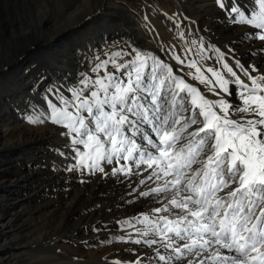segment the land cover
Listing matches in <instances>:
<instances>
[{"label":"bare ground","instance_id":"6f19581e","mask_svg":"<svg viewBox=\"0 0 264 264\" xmlns=\"http://www.w3.org/2000/svg\"><path fill=\"white\" fill-rule=\"evenodd\" d=\"M46 1H49L54 8L51 14L47 13L48 15L45 13L47 11ZM187 2L185 4L182 0H174L175 4L169 7L168 5L159 7L171 15H177L176 8H186L188 12L186 10L180 12L181 15L193 17V28L199 24L204 35L197 36L196 40L194 39L195 43L190 41L195 49H202L206 46L205 53L207 54V49L210 51L204 62L199 63L202 68H216L225 78H228L223 64L228 63L237 75H241L240 69L236 67L239 61L245 67L254 64L257 66L258 73H264V41L258 39L256 33L259 30L250 25L232 23V18L236 14L230 12V7L235 3L246 17H250L253 11L259 14V6L255 5L253 0H222L229 7L225 8L226 11L220 9L221 22L228 21L221 27L215 23L217 21L205 19L211 16L217 17L220 13L217 11L216 0H188ZM212 2L217 4L213 5ZM120 7V4H115L113 0H0V264H10L11 257L16 258L15 255L18 252H26L22 246L20 249L18 241L29 228L24 229L25 225H22L19 229L23 230L13 232L12 224L31 217L33 213L37 216L32 218L34 225H37L38 221L43 223L44 219L45 222L59 219L60 223L63 221V230L55 238H50V231L46 234L44 227L38 229L42 231L36 239L51 245H47L46 248L40 245L38 247L40 250H33L36 259H28L27 264H51L50 260H56L54 264L69 263L61 261V255L55 254L59 250L76 252L78 257L73 255L74 253H64V259L80 264H164V261L156 257L157 253V255H164L162 253L164 248L160 244L148 246L144 240L151 237H144L140 234L145 230L143 217L145 215L154 216L152 210L161 207V201L155 194L140 195L141 192H148L150 188L156 187L158 183L154 179L147 180L149 173L143 172L142 168L136 169L129 162V166L133 168V174L113 175L112 168L120 165L115 161L112 164L100 161V166L105 171L103 173L93 172L88 167L77 165L80 157L75 149H70V147L74 148L70 140L68 143L70 147H63L64 151L60 146L61 159L56 160V158L48 162V168L53 165L51 171L47 170L51 183H46L41 187V190L44 189L42 193L38 188L41 186V173L46 171L43 170L46 157L41 155V147L47 144L50 151V144L58 140L56 139L58 131L62 133L61 130L47 124L50 123L47 119L48 101L59 103L61 95L70 96L69 89L77 86L82 76L91 74L90 71L94 65L104 60L106 56L108 59L113 53L121 52L124 48H127L129 57L133 56L131 45L136 41L135 39L141 41L139 42L142 46L140 52L145 54L154 51V47L150 48L151 44L157 43L161 32L166 30L168 21L165 20L166 16L162 14L163 12H156L157 18H151L158 26L156 25V29L151 28L145 34L141 17L134 18L130 13L122 11ZM118 15H122V18H117ZM98 18L104 19L100 22ZM173 18L179 19L178 15ZM126 20L127 25L120 22ZM181 21L185 28L180 26L181 23L179 26L182 30L179 29L180 27L177 28L183 34L182 36H186L190 32V27L187 22ZM143 24L146 25L145 22ZM176 34L180 36L177 32ZM210 39L219 41V43L212 44V42L213 48H211ZM177 40L170 37L166 42L168 49L162 50L167 54L163 56L165 59L173 55L171 53L175 52L173 51L174 46L179 49ZM170 41L172 45L169 47ZM188 41L185 42L189 43ZM125 42L129 43L126 47ZM189 49L183 50L182 53L188 52ZM193 55H191L193 59L190 58V60L195 59ZM126 57L123 56V59L126 60ZM186 58L188 56L184 57L185 60ZM168 59L166 60L177 75L184 76L208 98L219 99L208 91L206 85L199 84L187 76L188 72L195 74V69L187 66L190 60L184 61L181 65L175 59ZM180 68L183 70L187 68V70L182 71ZM258 73H252V75L255 76ZM205 74L207 72H204ZM241 78L247 82L242 75ZM230 88L233 92L232 98L235 99L236 89L232 85ZM216 90L219 91L218 88ZM37 118L44 119V122H30V119ZM80 147L83 151V146ZM123 163L124 161L120 162V164ZM72 166L81 168V170L77 171L74 168L75 172L69 174L58 172L62 167L73 168ZM89 172H92L91 177ZM137 172L142 173L137 175ZM79 176L82 179L88 176V184L76 186L75 182ZM141 179L145 180V184H140ZM62 186L65 192L59 191ZM18 189H22L20 193L25 189L26 192L21 195L17 193ZM91 221L98 222L97 228L100 231L90 236L92 240L94 239L93 241L86 240L82 246L96 243L97 250L83 255L85 250H81L80 247L75 249L73 244L78 241L77 235L79 234L81 235L79 239L89 238V234L85 233L93 226ZM115 226L123 231L116 232L117 230H113ZM160 226L162 227V224ZM12 232L14 234H11ZM137 240L141 243H136ZM145 246L149 249L143 251ZM164 251V256L167 257L170 250ZM172 264H183V262L173 261Z\"/></svg>","mask_w":264,"mask_h":264},{"label":"snow or ice","instance_id":"6c2138e0","mask_svg":"<svg viewBox=\"0 0 264 264\" xmlns=\"http://www.w3.org/2000/svg\"><path fill=\"white\" fill-rule=\"evenodd\" d=\"M253 3L260 11L250 17L233 3L232 23L252 26L264 41V0ZM125 55L100 60L70 96L48 101L47 119L66 129L61 135L71 138L77 165L103 173L99 162L115 161L113 175H131L130 162L158 182L140 193L161 201L154 216L143 217L140 234L151 237L148 246L170 250L158 255L164 264H264V73L237 61L245 82L228 63L223 68L231 79L192 60L187 66L195 74L187 76L219 97L210 99L158 57Z\"/></svg>","mask_w":264,"mask_h":264},{"label":"rangeland","instance_id":"374dc122","mask_svg":"<svg viewBox=\"0 0 264 264\" xmlns=\"http://www.w3.org/2000/svg\"><path fill=\"white\" fill-rule=\"evenodd\" d=\"M114 1V3L115 4H120V8L122 9V11H125L126 13H130L131 15H133L134 16V18L136 17H141V19H142V22L144 23L145 22V24L146 25H144L143 23H142V29H143V31L145 32V34H146V32L147 31H149L151 28H155L156 29V21H153L154 19H151V18H157V16H156V12H163L162 14L164 15V16H166L165 17V20H167L168 21V23H166L167 24V26H166V32L165 31H163V32H161V34H160V37H159V41L157 42V43H154V45H153V43L151 44V49L153 48L154 49V51H149V52H147V53H145V54H148V55H152V56H154L155 55V57H157V56H159L158 58H160L161 60H163L164 62H166V63H168L169 64V62L166 60V59H168V57H166V59L164 58L165 56H167V54L165 53V52H163V51H166L167 49H168V46H167V44H166V42H168V40H169V38L170 37H172L173 39H175V40H177V42L179 43L178 44V46H179V49L177 50L176 49V47L174 46V49H173V51L175 50V54L172 52L171 53V55L172 56H170L169 57V59H174L173 57H175V56H179V57H181V60L182 59H184V57L186 56H188V58H186V60L184 59L183 61H185V62H188L189 60H190V58L191 59H193V57H191V55H193L195 52L197 53V52H199L200 54L199 55H193L194 57H195V59H197V61H199V63L201 64V63H203L204 62V60H205V58H206V55L210 52V51H208V49H207V54L205 53L206 52V46H205V48L203 47L202 49H195V47H194V45H193V43H191V41L193 42V40L195 39L196 40V37L197 36H201V35H204V33L201 31V29H200V26H199V24H197L196 25V27H194L193 28V26L192 25H194V24H192V22H194V19H193V17H189V16H183V15H181V13L180 12H184L185 10L188 12V9H186V8H181V9H178V8H176L175 9V11H176V14L178 15V17H179V19H181V20H184L185 22H187V24H189L188 26L190 27V32H189V34H187L186 36H181V34L182 33H180L181 31L179 30V29H181V27H183V28H185L184 27V24H182L181 22V20H180V22H179V19L178 18H173V17H176L177 15H171L170 13V17H168L169 16V14L167 13V12H165L164 10H162L160 7H161V5H168V7L169 6H171V5H173V4H175L174 3V0H113ZM182 1H184L185 2V4L186 3H188L186 0H182ZM216 2H217V0H216ZM216 2H212V4L213 5H216L217 3ZM46 3V5H47V11L45 12L46 14L48 13V14H51L52 13V11H54V8H53V5L49 2V1H46L45 2ZM123 4V5H122ZM52 5V6H51ZM160 6V7H159ZM217 6H218V8H217V11L218 12H220L219 14H217V17L216 16H211V18L210 17H206L205 19H208L209 21H213V22H215V21H217V22H215L219 27H221V26H223L225 23H228V21H225V20H223V22L224 23H222L221 22V19H220V17H222V12L220 11V9L221 10H223V11H226V9L225 8H221L218 4H217ZM177 7V6H176ZM53 9V10H52ZM225 9V10H224ZM44 10H45V8H44ZM154 11V12H153ZM178 11H179V13H178ZM137 12H139L138 14H137ZM186 12V13H187ZM144 13V14H143ZM175 13V12H174ZM47 14V15H48ZM166 14V15H165ZM143 15H145V16H143ZM151 15V16H150ZM219 15V16H218ZM122 16V15H121ZM120 15H118V16H116L117 18H122ZM172 16V17H171ZM149 17V18H148ZM97 18V17H96ZM148 18V19H147ZM173 19V21H171L172 19ZM104 19V18H103ZM103 19H101V18H98L97 20L98 21H100V22H102V20ZM54 21H55V19H53ZM111 20V19H110ZM116 20V19H115ZM117 21H119V20H117ZM178 21V22H177ZM120 22H122L123 24H126L127 25V20L125 21V22H123V21H120ZM151 24H150V23ZM177 22V23H176ZM196 22V21H195ZM180 23H181V25H180ZM150 24V25H149ZM171 25V27H170V25ZM191 24V25H190ZM173 25V26H172ZM181 27H180V26ZM151 26V27H150ZM155 26V27H154ZM158 26V25H157ZM143 27H145V29L143 28ZM173 27V28H172ZM179 29H178V28ZM149 28V29H148ZM168 28H169V30H168ZM179 30V32L177 31V30ZM170 31L172 34H173V36H171L172 34L169 32V34H167L168 33V31ZM174 30H176V31H174ZM182 30V29H181ZM192 30V31H191ZM194 30H197V31H199V32H197V31H194ZM176 32L178 33V34H180V36L182 37H180V36H178L177 34H176ZM171 34V35H170ZM166 36H170V37H166ZM190 36V37H189ZM195 36V37H194ZM165 37V38H164ZM179 37V38H178ZM168 38V39H167ZM183 39V40H182ZM188 39H189V41H188ZM136 41L135 42H133V44L131 45L132 46V49H133V52L134 51H141V49H142V46H141V41L139 40V39H135ZM180 40V41H179ZM187 40L189 43H186L185 41ZM191 40V41H190ZM194 40V41H195ZM120 41H122V40H120ZM140 42V43H139ZM213 42V43H212ZM172 42L170 41L169 42V47L172 45L171 44ZM186 43V44H185ZM211 43L212 44H216V43H219V41H215V40H213V39H210V44H209V46H211V48H213V45H211ZM128 44L129 43H126L125 42V47L126 46H128ZM134 45V46H133ZM161 45V46H160ZM166 45V46H165ZM139 46V47H138ZM184 46V47H183ZM187 46L191 49H189V48H187ZM192 46V47H191ZM138 47V48H137ZM160 47V48H159ZM180 47H181V49H180ZM219 47V46H218ZM187 49H189L188 50V52H185ZM161 49V50H160ZM193 49V50H192ZM218 49H220L221 50V47H219ZM125 50V51H124ZM124 50H122L121 52H123V53H125L126 55L124 56V57H126V60H128V59H132V58H134V56H131V57H129L128 55H127V53H128V50H127V48H124ZM163 50V51H162ZM181 50V52H179ZM183 50H185L184 51V53H182V51ZM198 50V51H197ZM160 51V52H159ZM190 51L192 52L191 54H190ZM162 52V53H161ZM201 52H203V54L201 53ZM154 53V54H153ZM166 55H165V54ZM179 55H178V54ZM180 53H181V56H180ZM205 53V54H204ZM185 54H187V55H185ZM189 54V55H188ZM183 55H185L184 57H183ZM203 55V56H202ZM164 56V57H163ZM198 56H199V58H198ZM201 57H203L204 59H202L201 60ZM105 59H107V56H106V58ZM104 59V60H105ZM168 59V60H169ZM194 59V60H195ZM176 60V59H175ZM190 61H192V60H190ZM189 61V62H190ZM200 61H202V62H200ZM216 69V68H215ZM180 70H182V71H184V70H187V68L186 69H182V68H180ZM91 72V71H90ZM101 75H102V73H101ZM205 76H207V77H211V75H210V73H208L207 72V74H205ZM228 78H229V76H228ZM13 113L15 114V112H14V109H13ZM48 125H51V127H55L56 129H58V130H61L62 132H65L66 131V129L65 128H63L62 126H60V125H58V127L56 126L57 124H55V125H53V123L51 124V122L49 123H47ZM61 135V133H59V131H58V135L56 136V139L58 138V140H54L55 141V143H53V144H50V151H49V146L46 144H43L42 145V147H41V149H42V152H41V155H43V156H45L46 158V160L44 159V168H43V170H46V171H44V173H41V176H42V178L40 177V179H41V182H40V184H41V186H38V188H39V191L41 190V187H43V186H45L46 185V183L47 184H50L51 182H49V177L47 176L48 175V171L47 170H49V171H51L53 168V165L52 166H50V168H48V166H49V164H48V162H51V160L52 161H54V159H56V160H60L61 158V156H62V149H63V151L65 150V148H63V147H68L69 145H68V143H70L71 141V138H69L68 137V139H67V136H65L64 137V135H63V137H62V135ZM60 136V137H59ZM66 140V141H65ZM59 141V142H58ZM70 141V142H69ZM62 142H64V143H62ZM62 143V144H61ZM65 143H67V144H65ZM56 144L58 145V146H56ZM61 144V145H60ZM53 146H55V147H53ZM60 146H62V149H61V147ZM59 147V148H58ZM70 147V146H69ZM45 149H47V150H45ZM70 149H74V148H72V147H70ZM43 150H45V151H43ZM55 150V151H54ZM47 152V153H46ZM57 152V153H56ZM44 153V154H43ZM50 155V156H49ZM64 157V156H63ZM48 160V161H47ZM47 161V162H46ZM32 167V166H31ZM73 167V166H72ZM26 168V167H25ZM70 167H62V169L61 170H59L58 172L59 173H62L63 172V174H69V173H74L75 172V170H72V171H69V170H67V169H69ZM73 168H75V169H77V171H78V169L79 168H77L76 166L75 167H73ZM27 169V168H26ZM29 169H30V167H29ZM79 170H81V168L79 169ZM74 171V172H73ZM90 173V177L92 176V172H89ZM142 173V172H141ZM140 173V174H141ZM45 174V175H44ZM88 174V173H87ZM45 177V178H44ZM88 176L87 177H85L84 179H82L80 176L79 177H77V180H76V186L78 185L79 187H80V185H85V184H88ZM44 181V182H43ZM45 183V184H44ZM22 185V184H21ZM62 185V184H61ZM23 186V185H22ZM24 187V186H23ZM29 187V186H28ZM27 187V188H28ZM26 188V189H27ZM25 189V190H26ZM22 189H18L17 190V193H19V194H21L22 195V193H25L26 191L25 190H23V192H19V191H21ZM44 190V189H43ZM43 190H41V193H42V191ZM58 190V189H57ZM56 191V190H55ZM59 191L61 192H65V189H63V186H62V188H60L59 189ZM58 196H59V194H58ZM57 196V197H58ZM65 197H67V196H65ZM58 207V206H57ZM141 212H143V210L141 211ZM139 214H141V213H139ZM40 215V214H39ZM33 216H35V217H37L36 216V214L34 215V213L32 214V216L31 217H26L25 219H23L21 222H16V223H13L12 224V231L13 232H16V230H19V231H21V230H23V229H19L22 225H25V227H24V229H26L27 227L29 228L26 232H24L23 234H22V238L20 239V241H18V243H20V249L23 247L24 249L23 250H25L26 252H22V253H17L16 255H15V257L16 258H13V257H11V259L12 260H10V264H27L26 263V261L29 259H31V260H34V258L36 257L35 256V253L33 252V250H40V249H38V247L41 245V247H44V248H46L47 247V245L48 246H50L51 244L50 243H48V242H44V243H42V241L40 240H37L38 239V237H39V234L41 233V231L42 230H38V229H40V228H42V227H44V232H46V234L49 232L51 235H49V237L50 238H55L57 235H59L60 233H61V230H63V221H61V223L58 221V220H48V221H46L45 222V219L44 218H41V219H44L43 221V223H39L40 221H38V224L36 225H34L33 224V221H32V218H33ZM52 221H54V222H52ZM26 222V223H25ZM32 222V223H31ZM37 223V222H36ZM49 223H50V225H52V226H50L49 225ZM53 223V224H52ZM91 223L93 224V226L89 229V231L87 232V233H85L86 235H88L89 236V238L87 237H84V238H81V239H79V237L81 236L80 234L79 235H77V237H78V241H75L74 242V248L75 249H77L78 247H80V249L82 250H85V252H84V254L83 255H86L87 253H91V252H93V251H96L97 250V244L96 243H93V244H91V245H83L82 246V244H83V242L85 243V241L86 240H92L91 239V235L92 234H97L99 231H100V229L99 228H97L98 226H97V224H98V222L97 221H91ZM28 224H30L29 226H28ZM40 224V225H39ZM48 224V225H47ZM54 224H57V225H54ZM44 225V226H43ZM86 225V224H85ZM46 226V227H45ZM48 226V227H47ZM56 226H58L57 228H56ZM62 226V227H61ZM61 227V228H60ZM55 228V229H54ZM34 229V230H33ZM31 230V231H30ZM38 230V231H37ZM113 230H117L116 232H119V231H123L122 229H120L118 226H115L114 227V229ZM60 231V232H59ZM11 233V234H14V233ZM29 233H30V235H29ZM27 235V237H25L26 235ZM55 234V235H54ZM31 236V237H30ZM36 236V237H35ZM54 236V237H53ZM25 237V238H24ZM37 238V239H36ZM36 240V241H35ZM79 240H80V242H79ZM94 240V239H93ZM92 240V241H93ZM107 240H109L110 241V239L109 238H107ZM107 240H105L106 241V243H108V241ZM82 241V242H81ZM40 242H41V244H40ZM71 242H72V240H71ZM39 243V244H38ZM71 244V243H70ZM80 244V245H79ZM95 244V245H94ZM22 246V247H21ZM27 247V248H26ZM40 247V248H41ZM147 249H149V247H143V251L144 250H147ZM29 250V251H28ZM164 250H166V249H163L162 251V253L165 255V251ZM61 250H59L58 252L56 251V253L55 254H57V255H61V257H60V260L61 261H66V262H69V263H63V264H80L79 262L78 263H73V261L71 262V260H65L64 259V257H65V255H63L64 253L66 254H73V255H75L76 257H78L77 256V253L76 252H72V251H70V252H65L66 250H63V251H61ZM59 252H60V254H59ZM158 254V253H157ZM156 254V257H158V255ZM67 257H68V255H66ZM66 257V258H67ZM75 257V258H76ZM36 259V258H35ZM72 260H74V259H72ZM58 262H59V260H57ZM56 262V260H53V261H51L50 260V263L51 264H54Z\"/></svg>","mask_w":264,"mask_h":264}]
</instances>
